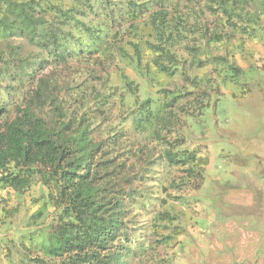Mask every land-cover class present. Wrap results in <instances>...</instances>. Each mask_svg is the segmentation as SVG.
<instances>
[{
  "label": "trees",
  "instance_id": "1",
  "mask_svg": "<svg viewBox=\"0 0 264 264\" xmlns=\"http://www.w3.org/2000/svg\"><path fill=\"white\" fill-rule=\"evenodd\" d=\"M257 5L0 0V264H130L134 211L149 204L154 186L179 200V188L203 182L207 158L184 148L182 130L206 100L185 71L202 66L199 47L253 39L264 28ZM71 61L114 63L117 85L108 87L107 76V90L89 91L37 78ZM179 72L185 84L157 88L158 77ZM115 107L119 121L108 125ZM126 125L135 138L127 139ZM173 204L154 212V235L176 220ZM13 225L22 229L12 233Z\"/></svg>",
  "mask_w": 264,
  "mask_h": 264
},
{
  "label": "rangeland",
  "instance_id": "2",
  "mask_svg": "<svg viewBox=\"0 0 264 264\" xmlns=\"http://www.w3.org/2000/svg\"><path fill=\"white\" fill-rule=\"evenodd\" d=\"M263 1L258 0L257 7L264 11ZM260 18L264 26V12ZM198 60L200 68L185 72L197 77L193 93L206 103L197 117H186L182 135L184 148L200 149V156L207 158L203 182L197 190L179 188L183 190L179 200L168 196L171 191L166 194L154 186L149 204L134 211L138 213L132 234L136 254L131 253L130 264H264V28L251 40L236 38L199 47ZM115 67L111 63L97 69L71 61L61 67L49 65L37 78L50 75L58 86L82 83L89 91V86L103 91L117 85ZM107 76L110 82L104 87ZM158 78L157 88L186 83L180 72L173 80ZM110 114L106 124L116 125L120 112L115 107ZM125 128L127 139L135 138L130 125ZM179 129H173L172 138ZM152 147L148 142L144 150L152 151ZM158 171L159 181L165 184L162 169ZM171 203L176 220L156 236L151 224L154 212ZM11 229L13 233L22 228L13 225ZM167 235L170 240L158 242ZM138 245L146 251L138 254Z\"/></svg>",
  "mask_w": 264,
  "mask_h": 264
}]
</instances>
